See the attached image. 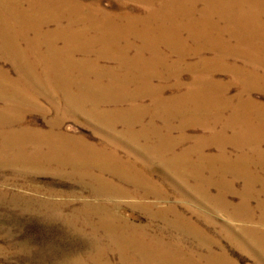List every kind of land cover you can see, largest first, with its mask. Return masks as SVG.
I'll list each match as a JSON object with an SVG mask.
<instances>
[{"label":"bare ground","instance_id":"bare-ground-1","mask_svg":"<svg viewBox=\"0 0 264 264\" xmlns=\"http://www.w3.org/2000/svg\"><path fill=\"white\" fill-rule=\"evenodd\" d=\"M110 1L105 8L102 0H0V169L60 174L105 201L57 215L74 231L77 222L90 231L89 250L70 264H114L112 256L118 264H235L218 237L185 220L175 204L145 201L153 195L163 203L167 195L129 162L135 148L159 165L176 163L177 175L186 166L208 173L209 180L190 178L189 189L202 207L225 214L239 239L227 228L219 237L264 258V181L251 174L258 168L264 174V139L251 135L264 130V102L252 98L264 94V0ZM42 102L53 117L83 116L99 126L125 156L60 132L61 120H48L46 131L25 127L27 112L47 114ZM189 128L202 135L178 150ZM232 195L237 204L229 202ZM127 198L138 200L130 207L149 222L122 215L120 200ZM39 206L48 213L61 208ZM156 220L194 245L151 234Z\"/></svg>","mask_w":264,"mask_h":264},{"label":"rangeland","instance_id":"rangeland-1","mask_svg":"<svg viewBox=\"0 0 264 264\" xmlns=\"http://www.w3.org/2000/svg\"><path fill=\"white\" fill-rule=\"evenodd\" d=\"M109 1L110 0H102V6L108 8L110 3H112ZM3 67L6 70H10L9 65L5 63ZM217 79L225 81L227 80V76L225 74H220L217 76ZM184 81L188 82L189 78L184 76ZM235 92L236 89L231 88L229 94H234ZM168 94L169 93L166 95ZM252 98L264 102L263 93H252ZM41 106L47 110V114L27 112L23 124L25 127L46 131L48 129L46 122H48V120L57 119L59 121L61 120L60 132L80 137L87 145H91L95 148L103 146L107 150L109 148H119L115 145L114 139L111 138L106 131L100 129L99 126L89 123L85 117H53L49 111L50 105H46L42 102ZM178 122L179 121L173 120L171 121V125L176 127L175 125ZM117 130L119 131L120 127H118ZM263 132L264 130H257V134L251 132V135H254L256 138L264 139ZM184 134L187 136V140L182 147H178V150L193 147L196 138L202 135L199 130L192 128L187 129ZM242 134H247L248 136L250 132L243 131ZM178 135L179 133L176 131L172 133L173 137H177ZM228 136H230V133H228ZM117 144L124 146L122 143ZM119 149L117 154L123 158L125 156L123 153L124 148ZM207 150L210 154L215 153L213 148ZM227 150L232 152L231 148ZM261 150L264 152V143L261 145ZM128 152L132 157L129 162L134 164L137 170L143 175L149 177L161 193L167 195L163 203L161 200V202L155 200L153 195L148 196L145 200L146 202L155 203L160 208H164L167 204H175L177 211L185 220L190 222L193 226L196 225V228H201L205 235L211 239L217 236L221 247L224 248L228 257L232 259L235 264H264V258L254 256L252 252L249 253L241 248H237L226 239L219 237L218 233H227L222 228H227L235 238L239 239L235 228L226 222V215L214 211L207 203L208 206L202 207L198 201L200 198L198 194L193 191V189H189V187H194L192 186L194 183H192L191 180H196L197 176L204 181L206 179L209 180L208 178L210 176H206L208 173H189V167L186 166L184 175H177L172 171L174 167H176V163H174L175 165L173 163L169 164L170 167L167 164H163L164 166L160 164V166L156 160L144 157L142 151L137 148H135V150L131 149V151ZM162 167H166L164 168L165 170ZM167 168H169V171ZM15 169L16 167L0 169V264H68V262L70 264L74 258L84 256L89 250L90 244V231L88 227L79 225L80 223L77 222L75 225L77 230L74 231L70 229L71 227L73 228V226H69L62 217H57V215L67 216L72 210H80L85 204H103L105 201L101 199V201L99 199L96 200L87 190L82 189L78 183H75L74 180L68 179L60 174L49 172L38 173L33 171L19 173L15 171ZM186 172L188 173L186 174ZM251 174L254 178L264 181V174L259 168L256 170L254 169ZM228 175L226 178L230 179L232 175ZM178 176H180L181 179ZM203 176L207 178L205 179ZM212 178L214 177H211V179ZM179 181L181 184L182 182H185V184L181 185ZM235 181V192H238L242 188V181L237 179ZM182 187L190 191H184ZM181 188L183 191L180 190ZM178 190L180 193H177L179 192ZM3 194H6L5 200L2 199ZM208 194L213 196L216 194V190L210 187L208 189ZM11 200L15 202L13 203ZM228 200L233 204L238 203V197L236 195L229 196ZM120 201L122 205L120 212L122 211L123 216L126 215L127 218H130L132 222L138 225H145L149 222V218H147L145 214L131 209L130 205L136 203L138 201L137 199L127 198ZM37 203H45L49 206L57 204L59 206L61 205V208L60 211L57 212L53 210L51 213L49 211V214L47 212V207V210L44 208L45 206L42 208L41 206L37 207ZM106 204L108 205L111 203L106 202ZM252 205L254 204L252 203ZM171 218V216H167L168 220H171ZM153 224V229H155V231L152 232V230H150L149 232L151 234L163 232V241L178 245L179 243H185L187 246L194 245V240L190 237H186L181 231L175 229L166 230L162 221L156 220ZM213 225L216 226L215 230L213 229ZM232 225L238 226L237 223H232ZM219 227L223 232H220L221 230ZM98 238L101 243H104L102 236H98ZM214 250L218 251V249ZM111 262L116 264L117 259L112 256Z\"/></svg>","mask_w":264,"mask_h":264}]
</instances>
